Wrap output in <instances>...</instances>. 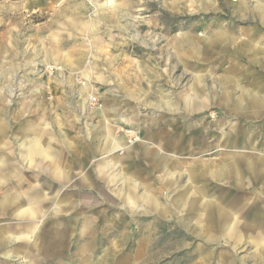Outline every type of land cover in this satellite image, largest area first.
<instances>
[{"label":"rangeland","instance_id":"374dc122","mask_svg":"<svg viewBox=\"0 0 264 264\" xmlns=\"http://www.w3.org/2000/svg\"><path fill=\"white\" fill-rule=\"evenodd\" d=\"M223 83L264 93V0H0V264H264Z\"/></svg>","mask_w":264,"mask_h":264},{"label":"crops","instance_id":"0c3cea01","mask_svg":"<svg viewBox=\"0 0 264 264\" xmlns=\"http://www.w3.org/2000/svg\"><path fill=\"white\" fill-rule=\"evenodd\" d=\"M251 58L253 60H256V58L258 57L251 56ZM223 85H224V88L222 92H223V96H225V98L227 97V102L229 103L228 104L229 109L238 110V111H251V110L260 109L261 107H258V106L262 104L264 105V93L262 92H257L255 90H245V91H242L240 94L235 95L234 92L230 91V89L227 86H225V83H223ZM231 103L232 105H230ZM41 142L39 141V143ZM233 147H236V150L232 152V158L239 159V161L246 157L245 152L243 154L241 153L243 152L242 149H246V148L254 149L252 148V145L243 147V144H238V145L235 144L233 145ZM239 148H242V149H239ZM42 152L43 151H39L40 154H37V155L33 154V156L34 157L39 156L43 158L44 154ZM131 153H132L131 150H129L128 156H130ZM251 157L252 156H250V158Z\"/></svg>","mask_w":264,"mask_h":264}]
</instances>
